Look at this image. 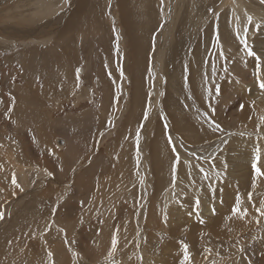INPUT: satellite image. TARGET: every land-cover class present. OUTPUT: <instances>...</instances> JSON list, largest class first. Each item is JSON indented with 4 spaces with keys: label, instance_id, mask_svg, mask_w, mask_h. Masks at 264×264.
<instances>
[{
    "label": "rangeland",
    "instance_id": "obj_1",
    "mask_svg": "<svg viewBox=\"0 0 264 264\" xmlns=\"http://www.w3.org/2000/svg\"><path fill=\"white\" fill-rule=\"evenodd\" d=\"M234 2L0 0V264H182V244L190 264H264L257 211L264 175L254 178L252 168L259 147L264 172V101L249 96L248 84L258 72L264 77V54L256 51L264 46V4ZM242 39L261 55L259 68ZM13 85L53 124L88 109L98 116L87 153L62 180L57 166L67 144L55 139L67 143L64 133L35 124L41 148L34 131L11 128L28 106ZM237 103L243 113L228 117ZM253 136L252 147L229 142ZM99 156L107 168L78 192L76 177ZM238 196L247 215L230 238L211 239L202 227L184 231L198 219L197 198L202 217L204 203L215 207L206 225L221 210L232 212Z\"/></svg>",
    "mask_w": 264,
    "mask_h": 264
},
{
    "label": "bare ground",
    "instance_id": "obj_2",
    "mask_svg": "<svg viewBox=\"0 0 264 264\" xmlns=\"http://www.w3.org/2000/svg\"><path fill=\"white\" fill-rule=\"evenodd\" d=\"M245 1V0H244ZM234 3H238L235 2ZM242 3V2H241ZM245 4V3H244ZM230 5V4H229ZM236 5V4H235ZM232 6V5H231ZM239 7V6H238ZM255 11V9H254ZM252 10V12H254ZM128 14V13H127ZM232 21V20H231ZM257 22V21H256ZM126 28V27H125ZM262 31V30H261ZM261 33L264 34V31H262ZM261 42V41H259ZM132 45V44H131ZM261 45V43H260ZM261 47H259L258 49L256 48V51L258 53L264 54V46L261 45ZM261 57V55H260ZM264 57V55H263ZM255 60V59H254ZM156 61V60H155ZM264 70V68H262ZM254 70V69H253ZM254 73V72H253ZM252 76V73L250 74V77ZM255 76V75H254ZM257 77V76H255ZM258 83V80H254L251 77V81H249V85H251V91L249 92V96L250 97H257L260 99V102L264 101V90H258L259 86H257L256 84ZM248 85V86H249ZM13 88L16 90L17 92V96L21 99V101L24 102V100H27L28 102V106L29 109L26 107L25 112H21V118L23 117V120H20L18 122H14L12 127L13 129L17 130V131H21V132H29L32 133L33 131V136H38V141L36 140V142L38 143V145L42 148L44 145L43 139H41L42 137L37 134V129L35 128V126L37 124L41 122L43 123L42 125L44 126V128L46 130H49V128H53L58 131V132H63L66 139H67V143L65 142V140L63 139V145L65 146L67 144L66 150L63 154V156H61L60 158V163L57 166V175L59 177V180H62V178L65 177V175H67L69 173V171L75 167L76 163L78 162V159L84 155L85 153H87L88 151V147H89V141H86V137H90V133L93 132V130L97 127L98 123V116L96 115V113L94 111H92L91 109L85 110L84 112H82L80 115L78 116H74V115H68L65 118H62L60 120H56L54 122V124L51 122H48L47 119H45L42 115L37 114V112L35 110H33V108H38L37 102L33 99V98H28L27 93L24 90V87L22 86H18V85H13ZM247 92V90H246ZM248 95V94H247ZM16 96V97H17ZM32 96V94H31ZM243 97V96H242ZM18 99V98H17ZM36 99V98H35ZM247 97H243L241 102H246ZM257 100V99H256ZM254 101V100H253ZM20 102V100L18 101V103ZM256 102V101H255ZM25 103V102H24ZM39 103V102H38ZM26 104V103H25ZM250 104V103H249ZM22 105V104H20ZM27 105V104H26ZM34 105H37L36 107H32ZM240 106V105H239ZM238 103L237 104H233L232 108L229 109L227 116L228 117H234L235 115H237L238 117L243 113L242 109L238 108ZM247 108V107H246ZM17 110H20L19 108ZM37 110V109H36ZM243 111H245V108L243 107ZM39 112V111H38ZM247 112V111H245ZM41 114V113H40ZM16 116V115H14ZM16 118V117H15ZM244 118V116H243ZM5 119V118H4ZM19 120V119H18ZM14 121V120H13ZM56 123V124H55ZM12 124V123H11ZM36 124V125H35ZM53 125V127H51ZM11 126V125H10ZM262 132H264V130H262ZM45 134V133H44ZM46 135V134H45ZM26 136V135H25ZM24 136V137H25ZM43 136V135H42ZM44 137V136H43ZM243 137V136H242ZM256 136L253 137H249V138H245L247 140H244L243 138L238 139V138H232L231 140H229V142H232L233 144L237 143L241 144L242 146L244 145V143H247L248 146L252 147V145H254V143L256 142V138H254ZM30 138V137H29ZM31 138H33L31 136ZM221 140V139H220ZM29 141V140H28ZM31 141H33L31 139ZM222 141V140H221ZM220 141V142H221ZM35 142V143H36ZM228 142V144H229ZM218 143V142H217ZM32 144V143H31ZM37 145V146H38ZM154 145V144H153ZM163 145V144H162ZM246 145V147H247ZM161 146V145H160ZM238 146V145H237ZM246 147H243L246 149ZM212 148V147H211ZM39 149V148H37ZM154 149H156V147H154ZM159 150V149H158ZM251 151V150H250ZM164 151H162L163 153ZM253 152V151H251ZM157 153V152H156ZM206 154V153H205ZM254 154V153H253ZM203 155V154H202ZM253 156V155H252ZM251 156V157H252ZM231 157V156H230ZM229 157V158H230ZM108 160L103 157V156H99L97 159L93 160L92 163L90 165H88L84 171L82 173H80L76 179H75V188L78 192H80L81 190H90V187L92 186L93 182H94V178L96 175V171L97 170H104L107 168L108 166ZM56 164V163H55ZM242 164V163H241ZM261 164V163H260ZM54 166V165H53ZM234 167H236L235 165H233V169ZM248 167V166H247ZM249 170V168H248ZM229 173H232V168L231 166L228 169ZM250 171V170H249ZM238 172V171H237ZM248 172V171H247ZM67 173V174H66ZM254 174V173H253ZM231 175V174H230ZM252 176V175H251ZM248 177V176H247ZM253 177L255 178V175H253ZM238 179V178H237ZM248 184V183H247ZM79 194V193H78ZM87 198V197H86ZM84 198V200L86 199ZM77 200L82 201L83 199H78ZM206 199H210L209 198H205ZM195 203V202H194ZM206 207L204 213L206 217H202L200 212L196 213L197 211L195 210V221L188 225V227L185 225L184 227V231L185 232H192V231H196L197 229L202 227V230L206 231L208 233L209 238L217 240L216 238H227L231 235H233L234 232H237L238 228H241L243 224L238 223L239 219V215L233 216L232 212L227 211L226 209L221 210V212L215 217V221L209 222V224H206V219L209 218L210 216H212V210L211 208H209L206 203H204V208ZM234 207V206H232ZM180 210V209H179ZM176 213H174L175 215H179L178 211L172 210ZM216 212V211H215ZM173 213V212H171ZM216 214V213H215ZM214 214V216H215ZM193 220V219H192ZM200 220H203L204 222L201 223ZM241 221V220H240ZM240 224V225H239ZM180 228V227H179ZM180 230V229H179ZM239 232V231H238ZM188 234V233H187ZM193 234V233H192ZM194 235V234H193ZM193 239V238H192ZM171 245V244H170ZM178 248V247H177ZM173 252V251H172ZM176 254V253H175ZM174 255V254H173ZM171 256V255H170ZM169 257V256H168ZM171 258V257H170ZM167 260V259H165ZM172 260V259H170ZM169 260V264H180L178 262L179 259L175 260V261H170ZM174 260V259H173ZM181 260V259H180ZM177 261V262H176Z\"/></svg>",
    "mask_w": 264,
    "mask_h": 264
},
{
    "label": "snow or ice",
    "instance_id": "obj_3",
    "mask_svg": "<svg viewBox=\"0 0 264 264\" xmlns=\"http://www.w3.org/2000/svg\"><path fill=\"white\" fill-rule=\"evenodd\" d=\"M261 3L264 4V0H261ZM247 23L249 24H252L253 23V18L251 16H248L247 17ZM255 27L257 29H259L261 27V25L259 23H257L255 25ZM245 36L247 34V28H245L243 30ZM241 43L244 44L245 46V51H246V54L248 56H251V57H254L257 61V67L259 68V64L262 62L261 61V57L257 55V53L250 47H248L247 45V42H246V39H242L241 40ZM217 46H219V39L217 37ZM221 57H223V52L220 53ZM226 70V69H225ZM213 73H215V66H213ZM121 76L123 77V73H121ZM77 79H79V69H77ZM257 79L259 80V87L261 90H264V77H261L259 75V72L257 73ZM214 92H215V95L217 97L220 96L221 94V89H220V86L219 84H216L214 86ZM209 93L212 94V90H209ZM9 112L12 111L11 108L8 109ZM148 118V111H145L144 113V119L146 120ZM261 121L264 122V117L261 118ZM216 129H219L220 128V125L219 124H216L215 125ZM137 139H139V131L137 132ZM169 142L171 143V138H169ZM173 151H175V148H173ZM260 160V148L257 147L255 150H254V162L252 163V168L255 172V176L256 177H260L261 175H264V172H262L261 168L258 167V162ZM176 161L177 163H179V155L176 156ZM189 168L192 167V165H188ZM227 167V165L225 164V168ZM200 172L204 173L202 179H208V173L203 169V168H200ZM49 175H51V173H48ZM216 177L219 178L221 176V173L220 172H216L215 173ZM175 180H176V169H175V166L173 167V183H175ZM12 184L15 185L16 187H19V185L17 184V181L16 179L13 177L12 179ZM253 186L255 187V179L253 181ZM211 188V185L209 186ZM22 190V189H21ZM212 191L214 192L215 189L213 188ZM249 199H251V194H249ZM199 207H200V201H199V198H197L196 200V209H197V212H199ZM213 214H215V207L213 206V208L211 209ZM257 211L261 213V216H264V201H261L260 203V207L257 208ZM232 215L233 216H236V215H239L241 217L243 216H246L247 215V209H244L243 211H241V208H240V197L238 196L236 198V203H235V206L233 207L232 209ZM4 218V213L3 212H0V219H3ZM201 223H203L204 221L203 220H200ZM118 241L114 238L113 239V242H112V251L114 252L115 249H116V245H117ZM182 247H183V261H182V264H190V254H189V251H188V245L187 244H182ZM206 251L210 252L211 250L210 249H206ZM241 251H243V249H241ZM49 256H51V253H49ZM142 259V257H141Z\"/></svg>",
    "mask_w": 264,
    "mask_h": 264
},
{
    "label": "water",
    "instance_id": "obj_4",
    "mask_svg": "<svg viewBox=\"0 0 264 264\" xmlns=\"http://www.w3.org/2000/svg\"><path fill=\"white\" fill-rule=\"evenodd\" d=\"M77 69H79V74H81V73H82V69H81V67H78ZM76 72H77V70H76ZM63 142H64L63 139L60 138V137H57V138L55 139V143L58 144V145L63 144Z\"/></svg>",
    "mask_w": 264,
    "mask_h": 264
}]
</instances>
